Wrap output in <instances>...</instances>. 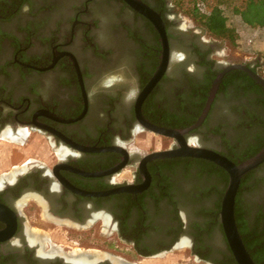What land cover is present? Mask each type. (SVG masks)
<instances>
[{
    "label": "flooded vegetation",
    "instance_id": "1",
    "mask_svg": "<svg viewBox=\"0 0 264 264\" xmlns=\"http://www.w3.org/2000/svg\"><path fill=\"white\" fill-rule=\"evenodd\" d=\"M141 1L161 15L170 50L141 115L154 126L187 129L203 114L227 64L216 58L217 39L179 26L171 0ZM162 51L154 24L125 0H0V140L37 138L55 154L0 161L26 165L0 183V204L16 216L15 232L0 241V264H135L94 255L79 262L48 248L36 232L43 229L34 227L85 232L97 222L111 227L134 258L150 260L185 239L197 264H238L220 215L228 173L189 156L147 161L144 173L147 154L176 149L177 141L163 136L170 144L145 154L128 147L135 134L152 133L136 106ZM241 64L261 75L259 63ZM109 75L121 79L101 87ZM247 75H224L205 119L185 142L236 164L264 147V91L248 88ZM110 147L120 151L86 150ZM126 186L133 192L113 193ZM234 214L251 258L264 264V163L242 178ZM6 226L0 220V230Z\"/></svg>",
    "mask_w": 264,
    "mask_h": 264
},
{
    "label": "rangeland",
    "instance_id": "2",
    "mask_svg": "<svg viewBox=\"0 0 264 264\" xmlns=\"http://www.w3.org/2000/svg\"><path fill=\"white\" fill-rule=\"evenodd\" d=\"M174 12L179 21V26H191L194 30H204L191 16L178 6H174ZM224 15L227 24L233 27L238 36L234 40H217L216 49L220 53L216 56L217 60L224 64H260L258 71L264 75V29H252L246 26L239 17L225 11ZM205 31V30H204ZM206 32V31H205ZM208 36H211L208 32ZM252 38V44L248 39ZM178 50H174L173 57L177 56ZM5 139V137H3ZM12 140V141H11ZM170 144L168 139L154 133L140 132L135 134L129 142V149L148 153L157 149L164 148ZM55 154L52 148L45 144H39L37 138L23 140L20 138L0 140V161L20 160L22 158L47 159L53 158ZM26 165L23 162H0V177L8 176L12 172L23 170ZM22 168V169H20ZM129 174L126 172L124 175ZM92 226L90 231L79 232L77 230L67 231V229L56 228L50 231L45 227L42 228L34 224V227L41 228L43 231H36L40 234L43 241L49 245L48 248L55 249L59 252L75 254L102 255V258H120L135 264H197L196 259L191 256L186 244L179 243L178 247L173 248L170 252L161 253L150 260H142L140 257H132L130 246L116 241L115 231L111 227H104L99 224ZM109 224V222H107ZM180 242V241H179ZM183 243V244H182ZM118 245V247H116ZM76 250V251H75ZM97 250V251H95ZM99 251V253H98ZM101 252V253H100ZM77 253V252H76ZM78 254V255H79ZM106 255V256H105ZM79 257V256H78ZM114 261L121 262L119 259ZM141 261V262H138Z\"/></svg>",
    "mask_w": 264,
    "mask_h": 264
},
{
    "label": "water",
    "instance_id": "3",
    "mask_svg": "<svg viewBox=\"0 0 264 264\" xmlns=\"http://www.w3.org/2000/svg\"><path fill=\"white\" fill-rule=\"evenodd\" d=\"M133 9L138 11L140 14L148 18L155 26L156 30L161 36V42L163 46L162 56H161V62L154 73L153 77L149 80V82L146 84L144 89L141 91L139 98L137 100V116L141 123L145 126V128L160 136L172 138L175 141H177L179 147L176 149H168V150H162V151H154L145 156L143 159V162H141L140 169L142 172H146V163L147 161H151L153 159H165V158H175V157H194V158H200V159H206L210 160L216 165L223 168L229 175V182L226 187L224 197L222 200L221 205V222L226 234V237L228 239V243L230 245V248L233 252V255L237 261L238 264H255L253 259L251 258L250 254L248 253L247 249L245 248L242 239L238 233L236 221H235V214H234V208H235V199L236 195L239 189V186L241 184L242 178L257 168L259 165L264 163V147L254 156L246 159L245 161H242L238 164L232 162L228 158L212 151L206 148H201L198 146H191L189 143L185 142L183 140V136L185 134H188L191 130L197 128L203 120L205 119L212 100L214 98V95L218 89V86L224 77V75L233 70H243L246 71L257 83H259L261 86L264 87V78L255 73L251 68L246 66L245 64H227L223 67V71H221L216 79L213 81L211 92L209 99L207 101L206 107L203 111V114L199 117V120L196 124L193 126L187 128V129H169V128H163L154 126L152 124H149L146 122L142 115H141V104L143 103L144 99L147 97V95L153 90L157 82L161 79V77L164 75L165 71L168 68L169 61H170V50H169V43L167 39V34L165 30L164 23L162 21L161 15L157 13L155 10L150 8L148 5L143 3L141 0H125ZM87 151L91 152H102V151H120L117 147H110V148H87ZM145 186H141L135 191H141ZM131 191L133 192V189H130L128 186L120 188L118 190L113 191ZM112 193V192H111ZM107 194V193H106ZM106 194H92V195H106ZM109 194V193H108ZM0 220L4 221L7 226L5 229L0 230V241H4L9 239L16 229V216L15 214L5 205L0 204Z\"/></svg>",
    "mask_w": 264,
    "mask_h": 264
},
{
    "label": "trees",
    "instance_id": "4",
    "mask_svg": "<svg viewBox=\"0 0 264 264\" xmlns=\"http://www.w3.org/2000/svg\"><path fill=\"white\" fill-rule=\"evenodd\" d=\"M191 16L206 32L217 40H234L238 34L227 24L225 11L237 16L252 29H264V0H171ZM254 72L258 73L255 69ZM262 75V73H260ZM251 84L264 91L249 75ZM264 78V75H262ZM260 151V150H259ZM258 151V152H259ZM257 152V153H258ZM256 153V154H257ZM254 156V155H253ZM227 184L229 179L226 178Z\"/></svg>",
    "mask_w": 264,
    "mask_h": 264
},
{
    "label": "bare ground",
    "instance_id": "5",
    "mask_svg": "<svg viewBox=\"0 0 264 264\" xmlns=\"http://www.w3.org/2000/svg\"><path fill=\"white\" fill-rule=\"evenodd\" d=\"M9 135V134H8ZM8 135H5V137L6 138H10V139H17V138H12L10 135L8 136ZM5 138V139H6ZM12 141V140H11ZM20 169H22V168H20ZM19 170V169H18ZM15 176H16V171H14V172H12V174L10 173L8 176H5V177H0V183H2L3 182V180L6 178V179H8L9 181H12L14 178H15ZM98 215H100V214H98ZM97 215V216H98ZM95 216V215H94ZM102 216V215H101ZM106 220H108V219H106ZM108 222H109V220H108ZM183 242V241H182ZM181 243V242H180ZM184 243L185 244H187L188 242H186V240H184ZM183 244V243H182ZM179 245V244H178ZM76 251V250H75ZM95 251H97V250H95ZM77 252V253H76ZM75 252V254H77V261H79V262H82V263H86L87 261H88V258H90V256L88 255V254H79V252H83L82 250H78L77 249V251ZM98 253H99V251H98ZM101 253V252H100ZM72 254V253H71ZM79 254V255H78ZM73 255H74V253H73ZM79 256V257H78ZM95 257H100V256H102V255H99V254H97L96 253V255H94ZM106 256V255H105Z\"/></svg>",
    "mask_w": 264,
    "mask_h": 264
},
{
    "label": "clouds",
    "instance_id": "6",
    "mask_svg": "<svg viewBox=\"0 0 264 264\" xmlns=\"http://www.w3.org/2000/svg\"><path fill=\"white\" fill-rule=\"evenodd\" d=\"M121 78L116 75H109L100 81V86L103 88L112 87L116 82H119Z\"/></svg>",
    "mask_w": 264,
    "mask_h": 264
},
{
    "label": "built area",
    "instance_id": "7",
    "mask_svg": "<svg viewBox=\"0 0 264 264\" xmlns=\"http://www.w3.org/2000/svg\"><path fill=\"white\" fill-rule=\"evenodd\" d=\"M249 28H250V27H249ZM252 42H253V39H252V38H249V39H248V43L252 44Z\"/></svg>",
    "mask_w": 264,
    "mask_h": 264
},
{
    "label": "crops",
    "instance_id": "8",
    "mask_svg": "<svg viewBox=\"0 0 264 264\" xmlns=\"http://www.w3.org/2000/svg\"><path fill=\"white\" fill-rule=\"evenodd\" d=\"M255 30H257V29H255Z\"/></svg>",
    "mask_w": 264,
    "mask_h": 264
}]
</instances>
